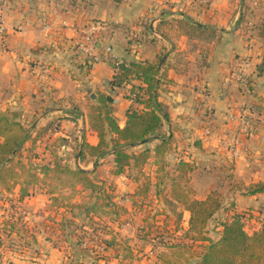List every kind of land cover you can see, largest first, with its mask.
Listing matches in <instances>:
<instances>
[{
  "label": "crops",
  "instance_id": "crops-1",
  "mask_svg": "<svg viewBox=\"0 0 264 264\" xmlns=\"http://www.w3.org/2000/svg\"><path fill=\"white\" fill-rule=\"evenodd\" d=\"M208 1L201 6L193 0H0V17L6 21L0 38V111L37 115L36 129L63 117L68 129L78 126L82 141L96 145L89 107L98 91L109 93L116 68L110 61L89 62L78 47L84 32L99 24L100 49L109 47L122 63L156 62L164 55L158 100L169 117L160 135L152 134L150 142L130 151L154 149L163 135L171 139V175L189 180L186 193L192 199H205L213 191L222 196L208 224L210 236L218 240L225 220L220 211L227 217L247 212L257 227L264 222V191L250 188L264 183V0ZM183 21L214 30L216 36H192ZM245 59L263 68L249 88L232 77ZM124 90L114 100L121 127L127 110L137 105ZM73 102L81 113L70 109ZM249 106L261 117L245 133L238 121ZM72 117V122L67 119ZM107 137L113 143L115 135ZM91 159L95 165L102 158ZM181 161L191 166L183 174L177 170ZM182 210L187 227L190 212L184 205Z\"/></svg>",
  "mask_w": 264,
  "mask_h": 264
},
{
  "label": "rangeland",
  "instance_id": "rangeland-1",
  "mask_svg": "<svg viewBox=\"0 0 264 264\" xmlns=\"http://www.w3.org/2000/svg\"><path fill=\"white\" fill-rule=\"evenodd\" d=\"M193 1L201 6H207L209 2ZM248 108L252 106L245 109ZM70 109L81 113V108L75 102L70 105ZM73 117L67 119L72 122L75 120ZM21 118L26 125L37 124V115ZM60 119L63 117L53 119L55 129L44 134L41 129L45 125H37L36 131L32 127L31 138L39 137L41 141L32 148L29 140L22 150V154L31 155L35 162L49 166L54 170L52 174L51 171L47 174L39 172V178L32 179L29 173L21 172L20 168V181H26L29 191V196L24 198H20L18 187L9 191L0 181V264H200V256L204 252L200 244L166 248L157 238L175 243L179 237H183L182 231H175L177 213H182L184 217V204L176 200L173 191L170 192L172 163L168 157H171V146L168 153L159 156L156 163L155 154L152 153L149 164H145L142 169L126 168L121 176L114 173V156L109 152L97 161L96 167L91 163L90 156L81 161L82 132L78 131V126L74 128L76 124L68 129L65 126L67 124ZM3 139L0 137V142ZM57 159L73 169L81 167L91 171V180L98 181L107 191L111 186L115 189L116 201L127 211L124 213L122 210L117 211V207L106 206L97 215H101L103 221L109 222L118 232L117 238L121 245L118 249L112 247L104 250L106 245L100 239H112V236L107 234L106 227L94 229L95 225L91 221L93 212L88 215L85 211L86 206L96 201L92 189L84 188L79 183L71 186L69 180L61 183L55 179L57 171L50 164ZM25 169L32 171L30 165ZM180 185L186 193L190 187L189 180L182 179ZM250 188H253L252 185ZM213 193L223 201L218 191ZM186 195L185 199H192L188 193ZM220 213L222 218H227V213ZM248 227L252 231L257 225L248 220ZM81 239L86 246L80 244ZM182 240L190 241L184 237Z\"/></svg>",
  "mask_w": 264,
  "mask_h": 264
},
{
  "label": "trees",
  "instance_id": "trees-1",
  "mask_svg": "<svg viewBox=\"0 0 264 264\" xmlns=\"http://www.w3.org/2000/svg\"><path fill=\"white\" fill-rule=\"evenodd\" d=\"M182 28H185L192 36L201 39H211L216 36L214 30H209L196 23L189 25L187 21H183ZM163 56L161 55L156 62L123 63L111 80V83L135 94L133 99L131 95H128L137 105L127 110L126 122L123 127L120 126L114 115V97L108 92H97L96 103L89 107L88 121L90 127L97 132L99 142L96 145L90 144L86 140L81 142L79 155L81 161L86 160L88 156L103 158L109 152L114 156V168L116 169L114 173L122 174L129 167L142 169L145 164L149 163L153 151L155 154L154 163L159 161V156L168 151L171 139L166 138V135H163L154 149L145 147L139 152L130 151L132 147L150 142L152 134L160 135L164 119L169 117L163 104L158 100V89L161 83L160 65L163 62ZM258 71L263 72L262 66H258ZM133 79L140 80L143 84L135 85L131 83ZM21 116L17 110L0 111V137L4 138L0 142V181L9 191L18 187L20 198H24L29 196V191L26 188V181H20V168H22L21 172L29 173L32 179H38L39 172L47 174L48 171H51L52 174L54 170L49 166L35 162L31 155L22 154L25 143L31 140L33 148L40 138H31V128L33 127L32 129L36 131V126L34 123L30 126L26 125ZM53 122L41 129L42 134L55 127ZM109 133L115 135L112 139L113 143L108 140ZM13 163L16 164L12 165ZM29 165L32 171L31 169L26 171L25 167ZM50 166H53V169L55 168L57 171L54 176L61 183L69 180L71 186L79 183L84 188L92 189L96 194V201L92 205L86 206L85 211L88 215L93 212L91 221L95 225L94 229L106 227L107 234L112 236V239H100L101 243L106 245L104 250L112 247L118 249L121 246L117 238L118 232L109 225V222L103 221L101 215H97L106 206L117 207V211L122 210L124 213L127 211L123 205L116 201L115 189L111 186L107 191L106 187H103L99 182L91 180V171L81 167L73 169L64 165L59 159L54 160ZM189 169L191 166L187 161H181L177 166L180 174ZM181 180L179 177H172L171 186L176 200L184 204L185 209L190 212V217L186 227L183 224V214L177 213L175 231H182L183 237L190 241L185 242L182 240L183 237H179L177 242L172 243L169 240L164 241L162 237H157L162 245L166 248H174L189 243H198L204 248V252L200 256V264H264V222L250 231L248 220L251 216L247 212H235L221 223L223 227L221 236L218 240H214L209 234L208 224L221 208L222 202L216 198L217 196L213 192L205 199H188V197L185 199L187 195L181 189ZM252 187V193L264 191V183H258ZM52 195H54L53 191ZM172 205L176 207L174 203ZM62 220L64 221V219ZM100 241L95 243H100ZM80 242L82 246L87 245L83 239ZM90 248L95 250L94 247ZM98 253L100 254L99 251ZM124 259L127 257L124 256Z\"/></svg>",
  "mask_w": 264,
  "mask_h": 264
},
{
  "label": "built area",
  "instance_id": "built-area-1",
  "mask_svg": "<svg viewBox=\"0 0 264 264\" xmlns=\"http://www.w3.org/2000/svg\"><path fill=\"white\" fill-rule=\"evenodd\" d=\"M5 27L6 21L4 17H0V38L3 35ZM100 28L101 26L99 24H95L91 26L88 31H85L83 38L78 42V47L87 54L90 63L94 64L102 61H110L115 64L117 72L123 63L116 59L109 47L105 50L100 49V34L97 32ZM257 72L258 69L254 66L252 60L245 59L232 71V77L237 83L249 88ZM123 91L125 90L110 81L109 93L114 97V100L119 97ZM128 95H131L132 99L135 98V94L133 93L131 94L128 92ZM244 110L245 111L242 112L239 117V125L243 132L249 133L254 130V121L261 117V112L257 108H248ZM206 132L209 133V131Z\"/></svg>",
  "mask_w": 264,
  "mask_h": 264
},
{
  "label": "water",
  "instance_id": "water-1",
  "mask_svg": "<svg viewBox=\"0 0 264 264\" xmlns=\"http://www.w3.org/2000/svg\"><path fill=\"white\" fill-rule=\"evenodd\" d=\"M93 96H95V95H93ZM96 164H97V162H96ZM96 164H95V165H96Z\"/></svg>",
  "mask_w": 264,
  "mask_h": 264
}]
</instances>
